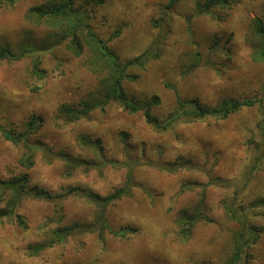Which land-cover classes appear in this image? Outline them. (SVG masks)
I'll return each instance as SVG.
<instances>
[{
    "label": "rangeland",
    "instance_id": "obj_1",
    "mask_svg": "<svg viewBox=\"0 0 264 264\" xmlns=\"http://www.w3.org/2000/svg\"><path fill=\"white\" fill-rule=\"evenodd\" d=\"M44 1L0 6V46L15 54L38 51L44 71L42 79L32 73L31 56L0 62V178L27 175L31 186L53 196L22 202L26 230L10 219L0 221V264H228L240 229L226 216L231 206L261 233L241 264H264V209L247 208L264 200V61L253 59L261 47L254 21L264 18V0H231L230 6L214 10L218 18L189 21L196 0H75L122 65L147 49L158 54L142 68L128 69L135 79L123 82L142 111L131 114L114 99L79 121H70L64 107L103 103L111 77L95 50L76 57L65 47L69 40L57 45L68 23L36 25L26 19L28 10ZM154 21L161 26H153ZM196 53L203 60L198 68ZM177 96L208 107L225 99H248L254 105L226 119L181 115L166 130L147 123L143 112L149 101L158 99L151 114L166 123L178 112ZM31 126L28 143L85 166L68 176L61 158L48 163L40 150L32 168L22 167L28 149L7 141L3 129L17 136ZM83 136L98 147L83 144ZM181 161L190 166L176 173L165 170ZM128 182L130 196L108 206L104 218L113 230L136 229L129 239L106 234L100 242L94 233L100 223L92 233L71 234L65 243L49 241L56 227L90 229L95 223L97 208L68 194L70 188L107 197ZM64 193L68 196L59 199ZM200 205L209 221L197 222L189 237L181 235L180 217ZM3 207L0 202V211ZM31 245L48 248L31 256Z\"/></svg>",
    "mask_w": 264,
    "mask_h": 264
},
{
    "label": "trees",
    "instance_id": "obj_2",
    "mask_svg": "<svg viewBox=\"0 0 264 264\" xmlns=\"http://www.w3.org/2000/svg\"><path fill=\"white\" fill-rule=\"evenodd\" d=\"M18 0H0V6H14ZM231 0H196V6L193 12V15L188 18H199L203 16H214L218 18L219 16L214 13V10L221 8H226L230 6ZM173 3L170 2L168 6V10L171 9ZM217 15V16H216ZM89 14L86 11H83L75 6V0H45L43 3L37 6H33L28 10L26 19L36 25H41L44 22H48L54 24L56 22L68 23L70 25L67 32L62 36V39L58 42L57 45H62L66 43V49L76 57H81L86 49H89L91 52H94L99 59L105 61L106 67L108 68L109 75L111 80L110 82V91L105 96V101L103 103H98L96 105L89 104L88 102H83L81 108H70L64 107V113L67 117H69L70 121H79L83 119H88L92 112H94L97 108L104 109L105 105H108L110 100L118 101L122 108L133 114L142 111L141 102L133 101L126 93L123 88V82L126 80H134L135 76L128 75L127 71L130 68H142L148 61L152 59H157V52L147 51L143 54L128 60L123 65L119 62V59L116 53L108 46L106 41H103L98 37V35L94 32L91 23H90ZM254 25V35L261 40V47L254 53L255 61H264V18H256ZM153 26L156 28L161 26V22L154 21ZM217 45L214 43L210 49L214 51ZM47 50L42 49V51ZM152 50V49H149ZM151 52V54H150ZM93 53V54H94ZM31 56L34 60L32 73L39 79L44 77V71L40 69V56H38V51L31 49L28 51H22L20 54L13 53L9 48L0 46V62L1 61H9L16 62L22 60L24 57ZM36 56H38L36 58ZM196 64L195 68L200 67L201 54L196 53ZM212 66V64H210ZM213 67V66H212ZM173 90H175L173 88ZM178 104V112L174 116H171L169 122L160 123L156 118H154L151 114V106H156L158 104V99L153 98L152 101H149L147 104V108L144 109V117L148 124L155 126L158 129L166 130L167 127L173 122L180 119L181 115L193 119H204L207 117L213 118H228L231 114H234L243 108L252 107L254 105V101L252 100H234V99H225L220 104L212 107L195 105L194 101H185L182 102L181 99L177 96ZM34 126V124H32ZM33 126L29 127V131L27 134H19L17 136H13L9 132L7 133L5 129L4 132L6 134L5 139L7 141L12 142L16 146L21 143L24 144L28 152L24 154L23 158L20 160V165L24 168L30 169L35 165V156L36 153L40 150L45 152V157L47 162L52 161L53 158H61L67 167L66 174L68 176L72 175V172L85 164L81 162H75L74 160L69 161L62 155H56L52 153L49 149L43 148L39 145H33L28 143V134L33 131ZM264 128V127H263ZM126 138V136H123ZM87 137L83 136L81 142L88 146H97L99 142H91L86 139ZM93 166V164H92ZM91 165L86 168L89 171ZM190 166L189 162L181 161L179 163H175V165L169 166V168H165L169 173H176L178 170L183 168H188ZM101 168V167H100ZM131 178V176H129ZM212 181H215L212 179ZM68 194H74V196L85 198L90 203L94 204L97 208L98 212L96 213V219L94 225L83 228L82 226L75 224L73 226H60L56 227L55 230L51 232V236L49 241H54L59 244L65 243L70 239L71 234L80 233V234H88L92 233L97 227L98 224L102 223L100 228H98L94 233H98L97 237L100 242L105 241L106 234H111L113 237L126 240L129 239L136 233V229L131 228H122L120 230H113L105 222V211L108 206L115 203L118 200H121L124 197L130 196V183L128 182V186L117 190L115 193L107 196L101 197L100 195L88 193L86 190H80V188L72 187L68 190ZM67 193L58 196L59 199H63L68 196ZM26 199H36V200H46L51 201L53 196L47 194L43 190H39L34 186L30 185V179L27 175H16L10 179H1L0 178V202L5 203V207L0 211V221L4 219H10L15 223L18 227L23 229H28L26 225L25 217L19 213V209L22 205V202ZM202 204V203H201ZM227 209L226 216L228 219L239 225V231L235 233L234 238V248L233 253L228 259V264H241V261L244 260V255L247 252V249L257 242L259 237L261 236L260 229L255 227L252 223L248 221V217L241 216L237 217L235 214L234 208ZM240 208V207H239ZM245 207H242L244 209ZM247 208H261L264 209V200H260L257 202H252ZM202 206L195 207V209L188 211L185 210L182 217H180L179 225L181 226V235L185 237H189L191 235L192 228L199 221H209L205 216L202 215ZM62 220V217H59ZM50 222H55L54 217H51ZM51 243V242H50ZM52 244V243H51ZM47 245H31L28 247V253L31 256H37L42 251H44ZM244 257V258H243Z\"/></svg>",
    "mask_w": 264,
    "mask_h": 264
}]
</instances>
